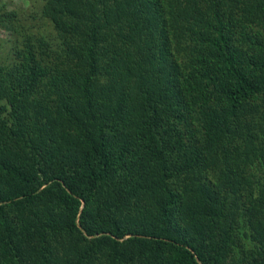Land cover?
I'll return each mask as SVG.
<instances>
[{"label": "trees", "instance_id": "1", "mask_svg": "<svg viewBox=\"0 0 264 264\" xmlns=\"http://www.w3.org/2000/svg\"><path fill=\"white\" fill-rule=\"evenodd\" d=\"M29 1L0 264H264V0Z\"/></svg>", "mask_w": 264, "mask_h": 264}, {"label": "rangeland", "instance_id": "2", "mask_svg": "<svg viewBox=\"0 0 264 264\" xmlns=\"http://www.w3.org/2000/svg\"><path fill=\"white\" fill-rule=\"evenodd\" d=\"M29 0H0V63L8 59L10 55V44L13 42L15 37H20V25L23 27H30V29H35L32 23L38 25L40 22V27L42 28V23L46 21H37V18L30 19L27 11L29 10ZM37 8V4L35 6ZM10 11H15L17 16L10 17L7 14ZM26 26H24V25ZM21 28V30H22ZM3 96V101L7 102L9 95L1 94Z\"/></svg>", "mask_w": 264, "mask_h": 264}]
</instances>
